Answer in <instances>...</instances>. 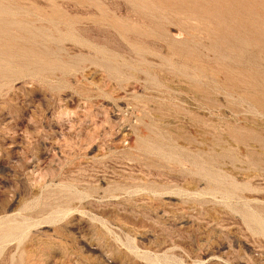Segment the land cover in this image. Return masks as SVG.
<instances>
[{
	"label": "rangeland",
	"instance_id": "obj_1",
	"mask_svg": "<svg viewBox=\"0 0 264 264\" xmlns=\"http://www.w3.org/2000/svg\"><path fill=\"white\" fill-rule=\"evenodd\" d=\"M0 264H264V0H0Z\"/></svg>",
	"mask_w": 264,
	"mask_h": 264
},
{
	"label": "bare ground",
	"instance_id": "obj_2",
	"mask_svg": "<svg viewBox=\"0 0 264 264\" xmlns=\"http://www.w3.org/2000/svg\"><path fill=\"white\" fill-rule=\"evenodd\" d=\"M3 5V4H2ZM16 13V12H15ZM24 18V17H23ZM29 19V18H28Z\"/></svg>",
	"mask_w": 264,
	"mask_h": 264
}]
</instances>
